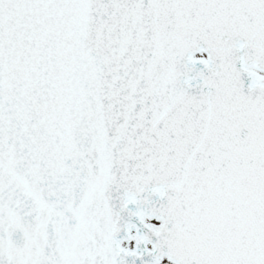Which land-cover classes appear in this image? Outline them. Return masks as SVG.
Instances as JSON below:
<instances>
[{
  "label": "snow or ice",
  "instance_id": "1",
  "mask_svg": "<svg viewBox=\"0 0 264 264\" xmlns=\"http://www.w3.org/2000/svg\"><path fill=\"white\" fill-rule=\"evenodd\" d=\"M0 264H264V0H0Z\"/></svg>",
  "mask_w": 264,
  "mask_h": 264
}]
</instances>
